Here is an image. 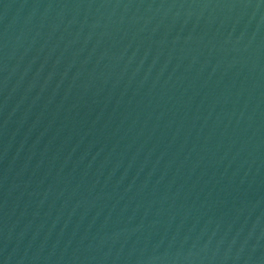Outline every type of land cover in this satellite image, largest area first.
<instances>
[{
  "label": "water",
  "instance_id": "water-1",
  "mask_svg": "<svg viewBox=\"0 0 264 264\" xmlns=\"http://www.w3.org/2000/svg\"><path fill=\"white\" fill-rule=\"evenodd\" d=\"M0 264H264V0H0Z\"/></svg>",
  "mask_w": 264,
  "mask_h": 264
}]
</instances>
